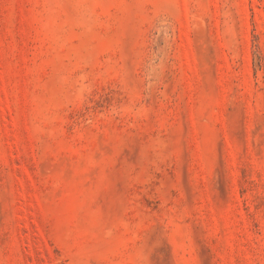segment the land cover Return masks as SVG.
<instances>
[{
	"label": "rangeland",
	"instance_id": "rangeland-1",
	"mask_svg": "<svg viewBox=\"0 0 264 264\" xmlns=\"http://www.w3.org/2000/svg\"><path fill=\"white\" fill-rule=\"evenodd\" d=\"M0 264H264V0H0Z\"/></svg>",
	"mask_w": 264,
	"mask_h": 264
}]
</instances>
